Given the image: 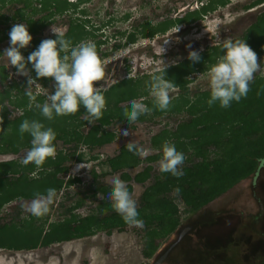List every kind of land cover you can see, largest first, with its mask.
<instances>
[{"label":"flooded vegetation","instance_id":"af4514ba","mask_svg":"<svg viewBox=\"0 0 264 264\" xmlns=\"http://www.w3.org/2000/svg\"><path fill=\"white\" fill-rule=\"evenodd\" d=\"M234 1L240 0H228V2L226 0H169L170 4L177 2L190 6L194 3L200 8L187 12L181 18H167L162 22L156 21V24L152 22L150 24L142 16H135L132 19L131 12L134 8L142 11L144 4H153L156 0H0V53L10 46L8 33L14 24H26L33 37L30 46L21 50L25 58L39 46L42 40L56 38L50 31L51 27L55 26L65 34L66 39L71 40L74 46L82 41L95 44L105 68V81H98L95 84L100 86L105 83L107 88L104 93L107 110L103 113V116L107 117L106 123L95 120L94 123L89 124L88 121L92 118L87 115L83 107L74 115L56 117L49 121L36 107L29 108V100L25 95L27 77L18 75L14 66L9 65L5 69L8 61L0 54V104H7L3 112H0L3 118L0 127L5 132L8 130L6 135H0V199L3 197L9 199L0 205V225L28 227L27 222L34 220L37 226H43L47 230L51 223H56L51 222V212L58 210H62L63 217L59 221L71 217L79 221L89 216L119 215L114 211L112 201L107 197V193L112 188L109 180L113 176H118L125 182L132 199L136 201L137 211H140L145 205L144 199L148 190L164 178L163 173L159 171V161L162 158V145L165 142L174 144L176 148L178 143L180 146L189 148L182 151L186 159L180 166L181 171L184 167H191L192 162L200 161V157H197L195 150L192 149L191 140L185 137L186 134H190L192 128H185L183 137L177 136V131L180 125L190 120L191 113L187 110L189 106L199 99L202 93L210 92V89L193 91L191 85L196 75H207L211 66L224 54L221 49L226 40L224 38L228 39V37H224L218 45L206 47L200 52L202 62L200 61L201 63L194 69L182 75L184 89L178 83L180 79H171L168 74L171 69L187 61L188 58L165 70V77L173 83L172 90H176V93L170 96L171 103L168 111L163 113L154 107L153 98L147 87L151 77L161 72L158 70L149 76H131L132 67L128 65V61L131 57L140 54L142 50L148 49V44L145 45L143 40L158 39V35H164L179 25H187L190 28L196 23H201L208 14L225 8ZM255 1L245 4L243 9L251 14L264 6L262 3L249 8ZM223 2L226 4L222 5ZM214 5L217 6L216 10L201 15L192 23L183 20L190 14L201 12L203 8ZM263 14L264 11L254 23L246 27L241 37H229L233 41L245 40L256 52L260 65L264 57V43L259 49L252 45L254 26ZM130 19L132 24L127 26ZM136 19L134 25L133 20ZM160 25L167 26L166 31L161 32ZM262 26L264 27V23ZM110 29H113L112 34L107 33ZM156 46L152 49H158V44ZM127 49L129 51L122 56L113 57ZM153 52L152 59L159 60L161 54L158 51ZM215 54L221 55L215 57ZM120 63L124 66L122 74L118 73L120 69L116 70V66H120ZM28 68L30 76L35 78V72L31 70L30 64ZM257 76L264 77L261 73L254 74V78ZM125 83L132 87L129 95L109 97L113 90ZM30 90L36 95V102L43 104L55 91L54 81L52 78H40ZM130 100L145 103L151 111L140 116L135 123H129L126 120V113ZM186 101H189V105L182 111L174 109L176 106L181 107ZM163 117L167 118L166 121L159 122ZM175 117L181 120L175 123ZM26 119L40 121L56 133L54 141L56 157L49 158L41 168H36L31 163L28 165L21 163L24 153L31 147V137L28 134L22 136L18 131L19 125ZM121 128L126 129L129 134L119 135ZM129 142L147 150L149 154L146 157L134 155L125 147ZM80 164H86L87 168H80L81 173H77ZM81 176H86L87 179L83 181ZM49 188L56 190V197L46 215L35 217L24 210V206L30 204L37 194L45 195ZM171 195L174 196V193ZM130 227L134 228L127 226L126 229ZM114 232L119 231L115 229ZM98 233L106 235L104 231ZM98 233L85 238L94 239Z\"/></svg>","mask_w":264,"mask_h":264},{"label":"rangeland","instance_id":"374dc122","mask_svg":"<svg viewBox=\"0 0 264 264\" xmlns=\"http://www.w3.org/2000/svg\"><path fill=\"white\" fill-rule=\"evenodd\" d=\"M250 1L252 0L234 1L231 5L208 14L201 23L190 28L179 25L164 35H158V39L143 40L145 45L148 44V49L142 50L128 61V65L132 67L131 76H149L158 70L162 72L164 64L167 69L188 58L190 51L202 52L206 47L218 45L226 36L228 39L241 37L246 27L254 23L264 11L263 6L254 13H248L243 6ZM197 8L200 7H196L194 3L188 6L177 2L170 4L169 0H156L153 4H144L142 11L134 8L131 15L132 19L142 16L150 24H156V21L162 22L167 18H181ZM133 21L135 25L137 19ZM131 24L130 19L127 26ZM178 28L179 31L176 32ZM112 32L113 29L107 30L108 34ZM166 41L168 42L165 43ZM157 44L158 49H152ZM127 51L129 49L113 57L122 56ZM153 51L161 54L159 60L152 59ZM260 62L257 73L264 75V57ZM116 68L117 71L120 69L118 73H124L122 63ZM130 87L128 83L120 85L109 97L127 96L132 92ZM191 89H210L207 75H196ZM174 93L176 90H171L170 96ZM175 118V123L181 120L179 117ZM166 119L163 117L159 122L164 123ZM79 170L80 168L76 172L81 173ZM81 179L85 181L87 177L81 176ZM195 206L194 212L187 213L179 205L181 226L163 242L151 259L143 257L139 236L130 227L110 236L98 233L94 239L85 238L30 251L2 249L0 264H260L263 261L264 166L256 179L251 177L241 181L211 204L200 203ZM61 212L62 210L51 212V222L61 220Z\"/></svg>","mask_w":264,"mask_h":264},{"label":"trees","instance_id":"16d2710c","mask_svg":"<svg viewBox=\"0 0 264 264\" xmlns=\"http://www.w3.org/2000/svg\"><path fill=\"white\" fill-rule=\"evenodd\" d=\"M262 3L264 0H256L249 8ZM225 4L226 2H223L222 5ZM216 9L215 5L205 7L201 12L190 14L183 20L192 23L201 15ZM263 23L264 14L254 26L252 46L257 49L264 43ZM166 29L165 25L159 27L161 32ZM201 62L193 63L188 59L171 69L168 77L180 79L178 83L184 89L182 75ZM212 62L214 63L215 59ZM209 96L210 92H204L189 106L187 110L191 113L190 120L180 125L178 134L176 133L177 136L183 137V130L192 128L190 134L185 137L191 140L192 149L197 157H200V161L192 162L191 167H184L180 178L163 173L164 178L148 190L144 199L145 205L138 211L143 227L133 226V229L139 236L145 259L156 255L163 242L181 226L180 204L184 207V212H194L195 205L210 204L241 181L251 177L256 179L264 166V77H255L247 98L241 99L239 103L233 102L227 109L221 108L218 103L209 107ZM188 105L189 101H186L181 107L176 106L174 109L182 111ZM100 120L106 123L107 117L102 116ZM176 145L178 151L189 150L179 143ZM176 189H179V192ZM8 200L7 197L1 198L0 205ZM27 223L28 227L0 225V250L30 251L90 237L102 231L110 236L115 229L122 232L127 226H131L125 223L120 215L115 214L106 217L89 216L79 221L71 217L51 223L47 230L43 226H37L34 220ZM260 264H264V259Z\"/></svg>","mask_w":264,"mask_h":264},{"label":"clouds","instance_id":"9594fccd","mask_svg":"<svg viewBox=\"0 0 264 264\" xmlns=\"http://www.w3.org/2000/svg\"><path fill=\"white\" fill-rule=\"evenodd\" d=\"M51 33L55 39L42 40L39 46L32 51L27 58L22 54V49L30 46L33 37L24 23L14 24L9 33V47L2 54L7 58L8 64L5 69L14 66L17 74L27 77L25 95L29 100V108L33 106L39 109L40 114L51 121L56 117L74 115L83 107L90 119L89 124L100 120L107 110L104 93L107 88L104 85L96 86L95 82L105 81L104 62L100 59L96 46L92 42L82 41L73 45L71 40L65 38V34L52 26ZM179 31V28L176 32ZM166 41L165 43H167ZM187 47L191 48V45ZM164 49V48H163ZM222 52L217 62L207 71L209 80L210 96L207 101L212 107L219 104L221 108H229L233 102L239 103L241 99L247 98L254 74L258 72L260 63L257 54L246 43L245 40L226 39L222 45ZM188 59L193 63L201 61L198 51H190ZM35 72V78L30 76L28 65ZM164 68L159 75H153L147 85L149 93L153 98V105L160 111H166L171 103L170 91L173 83L166 79ZM52 78L55 91L47 97L45 103H37V97L30 90L40 78ZM7 107L6 103L0 104V112ZM150 108L143 102L128 101L126 120L135 123L142 115L148 114ZM3 118L0 116V124ZM8 131V130H7ZM7 131L0 127V135H6ZM23 136L31 137V147L28 149L21 161L22 164H33L41 168L45 162L56 157L54 141L56 133L51 127H45L37 120H24L18 129ZM126 129L121 128L119 135L127 136ZM126 149L134 155L146 157L147 150L138 148L135 143L126 144ZM162 158L159 161V171L180 178L183 172L180 166L186 157L177 151L174 144L165 142L162 145ZM79 168H87L86 164L78 165ZM112 185L107 197L112 201V208L119 214L125 223L143 227V221L139 219L136 201L125 184L118 176L110 178ZM179 192V189H176ZM56 197V190L49 188L45 195L37 194L30 204L24 206V210L32 216L41 217L49 212V206Z\"/></svg>","mask_w":264,"mask_h":264}]
</instances>
